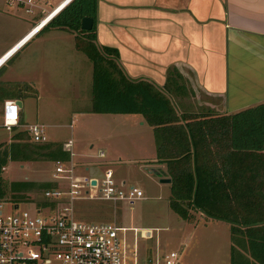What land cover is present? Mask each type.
I'll return each instance as SVG.
<instances>
[{
	"label": "rangeland",
	"instance_id": "obj_1",
	"mask_svg": "<svg viewBox=\"0 0 264 264\" xmlns=\"http://www.w3.org/2000/svg\"><path fill=\"white\" fill-rule=\"evenodd\" d=\"M58 1L61 0H49V5L54 6ZM35 20L22 12L5 13L0 3V55L26 33ZM4 70L9 71V81L14 82V86L5 85V89L15 90L24 124L42 125L45 144L71 140L73 158L68 162L73 165L76 176L88 177L92 168L100 175L110 169L115 183L124 181L125 187H134L142 194L141 200L131 204H113L96 200L99 195L95 190L88 189L87 195L82 194L85 191L82 187L77 200L63 204L70 207L68 214L72 219L107 223L122 229L117 236L125 246L126 264H132L133 252L139 260L176 253L179 264H229V226L197 212H191L188 222L174 215L168 209V187L159 183L156 168L151 165L152 153L147 152L144 144L141 147L129 144L120 137L119 142L114 140L113 144L101 146V137H91L85 130V116L80 113L90 105L91 65L74 50L71 34L62 31L39 34L11 57ZM196 103L197 100L187 95L185 100L176 102L178 109L186 111H194ZM171 104L175 108L173 101ZM15 133L16 130L0 129V140H8ZM109 151L113 153L112 158L120 157L121 162L116 159L111 162L107 155L97 157L98 153ZM53 168V162L45 159L7 163L0 174L6 187L5 197L0 200L3 201L2 212L9 213L11 204H17L19 211L30 212L34 205L39 206L45 189L35 186L49 184L50 188H56L60 182L52 177ZM85 168L88 172L83 171ZM20 184L34 186L18 191L16 185ZM41 216H47V212L41 211Z\"/></svg>",
	"mask_w": 264,
	"mask_h": 264
},
{
	"label": "trees",
	"instance_id": "obj_2",
	"mask_svg": "<svg viewBox=\"0 0 264 264\" xmlns=\"http://www.w3.org/2000/svg\"><path fill=\"white\" fill-rule=\"evenodd\" d=\"M97 0H72L39 33L62 31L91 65L89 114L139 116L151 128L155 162L165 165L168 209L180 220L191 212L229 226V264H264V104L230 116H178L165 94L183 93L182 78L169 69L163 91L130 81L117 54L95 43ZM91 19L89 32L80 21ZM28 141H25V139ZM67 162L60 145L33 144L17 132L0 146V174L7 162ZM34 185H16L18 191ZM49 189V184L35 186ZM6 187L0 177V200Z\"/></svg>",
	"mask_w": 264,
	"mask_h": 264
},
{
	"label": "crops",
	"instance_id": "obj_3",
	"mask_svg": "<svg viewBox=\"0 0 264 264\" xmlns=\"http://www.w3.org/2000/svg\"><path fill=\"white\" fill-rule=\"evenodd\" d=\"M24 35L0 55L5 54L0 60L5 58L0 65V105L20 102L15 90L5 89L14 82L9 81L4 67L39 34L17 48ZM95 43L116 52L119 68L133 82H147L163 91L167 71L174 69L183 80V93L165 95L173 101L178 116H230L264 104V0H97ZM186 95L197 100L194 111L178 109L176 102ZM89 109L90 105L80 115L85 116L89 135L101 137V146L119 142L120 137L129 144H144L152 153L155 174L167 179L165 165L155 162L151 128L141 117L93 115ZM28 126L20 113L13 130L26 132ZM11 137L0 140V146H7ZM65 143L53 145L62 148ZM105 155L111 162H121L110 151L102 157ZM97 171L92 168L88 177H82L97 180L101 176ZM256 179L264 180L261 176Z\"/></svg>",
	"mask_w": 264,
	"mask_h": 264
},
{
	"label": "built area",
	"instance_id": "obj_4",
	"mask_svg": "<svg viewBox=\"0 0 264 264\" xmlns=\"http://www.w3.org/2000/svg\"><path fill=\"white\" fill-rule=\"evenodd\" d=\"M71 1L61 0L54 6L49 5V0H0V3L5 13L16 15L22 12L36 19L19 43L37 36ZM20 111L15 101L3 102L0 105V128L6 132L17 128ZM26 134L33 144L46 142L42 125L28 126ZM70 149L71 141H67L62 150L72 158ZM97 157L101 158L102 154L98 153ZM68 161L53 162L52 177L60 182L56 188L42 192V203L34 205L32 212L19 211L17 204H11V211L5 214L2 212L3 201H0V264H126L125 246L117 236L122 229L107 223L75 221L69 215L70 207L63 204L77 200L82 187L85 190L82 194L87 195L88 189L95 190L99 195L96 200L113 204H131L141 200L142 194L134 187L115 183L110 169H105L97 180L76 176ZM41 211H46L47 216L42 217ZM131 263L179 264L176 253L139 260L135 252Z\"/></svg>",
	"mask_w": 264,
	"mask_h": 264
},
{
	"label": "water",
	"instance_id": "obj_5",
	"mask_svg": "<svg viewBox=\"0 0 264 264\" xmlns=\"http://www.w3.org/2000/svg\"><path fill=\"white\" fill-rule=\"evenodd\" d=\"M91 27H92L91 19L83 18L80 21V26H79L80 31L89 32L91 30ZM15 103L17 104V106L19 108H21V103L19 101H16ZM159 183L169 184V180L168 179H160ZM93 184H94L93 181H91V185H93ZM14 208H16V207H14Z\"/></svg>",
	"mask_w": 264,
	"mask_h": 264
},
{
	"label": "bare ground",
	"instance_id": "obj_6",
	"mask_svg": "<svg viewBox=\"0 0 264 264\" xmlns=\"http://www.w3.org/2000/svg\"><path fill=\"white\" fill-rule=\"evenodd\" d=\"M62 7H63V6H62ZM26 42H27V40L22 41V42L17 46V48L20 47V46H23V44H25ZM4 60H5V58H4L2 61H0V65L3 63Z\"/></svg>",
	"mask_w": 264,
	"mask_h": 264
}]
</instances>
